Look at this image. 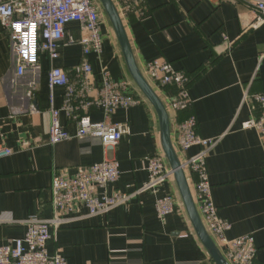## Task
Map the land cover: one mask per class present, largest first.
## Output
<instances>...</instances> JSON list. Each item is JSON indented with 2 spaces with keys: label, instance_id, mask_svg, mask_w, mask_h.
<instances>
[{
  "label": "crops",
  "instance_id": "1",
  "mask_svg": "<svg viewBox=\"0 0 264 264\" xmlns=\"http://www.w3.org/2000/svg\"><path fill=\"white\" fill-rule=\"evenodd\" d=\"M142 1L144 11L123 20L137 64L144 74L147 63L166 60L189 75L193 105L187 112L168 111L171 132L195 116L198 133L217 140L207 160L214 202L220 217L232 225L228 238L252 235L258 250L254 264H264V143L255 130L241 127L257 115L246 95L264 93V24L251 27L258 0ZM66 34L65 43L79 41V25H68ZM103 36L101 59L90 57L97 81L106 68L115 81H129L143 101L112 118L127 124L130 134L116 148H105L98 138H77V125L62 112L61 124L72 138L53 146L48 71L64 69L75 83L82 48L63 46L53 63L41 56V71L20 77L8 32L0 25V147L13 150L0 159V247L24 237L29 219L53 217L55 172L71 178L81 167L108 160L118 161L121 171L108 191L130 195V203L108 215L89 217L85 209L71 215L57 242L49 245L50 254L58 247L69 264H215L189 220L175 179L155 192H142L150 179L149 158H165L159 119L130 77L111 25L105 24ZM152 87L164 103L175 93L174 88ZM53 96L54 107L61 109L65 89L57 88ZM104 114L93 109L90 117L100 122ZM176 150L182 161L198 152ZM187 179L192 189L195 177L187 174ZM167 195L177 199L183 212L162 221L155 203Z\"/></svg>",
  "mask_w": 264,
  "mask_h": 264
},
{
  "label": "built area",
  "instance_id": "2",
  "mask_svg": "<svg viewBox=\"0 0 264 264\" xmlns=\"http://www.w3.org/2000/svg\"><path fill=\"white\" fill-rule=\"evenodd\" d=\"M113 1L123 20L129 14H141L144 11L142 0ZM254 7L257 16L251 27L257 29L264 24V0L256 1ZM105 17L98 0H0V25L8 32L20 77L27 72H40L41 56H47L53 63L59 59L63 46L79 45L82 48L81 63L73 70L75 83L64 69L52 66L48 71L52 119L49 143L53 146L72 138L61 124L60 117L64 112L77 125V138H98L105 148H116L122 138L130 134V128L127 124L114 123L113 116L120 109H130L143 102L133 94L129 81H115L106 68L100 71V81H97L90 57H102ZM73 23L80 27V40L76 42L71 38L65 43L67 26ZM144 76L151 86L175 89L173 97L165 102L169 112L177 114L191 109V79L187 73L176 69L166 60H155L145 65ZM57 88L65 89L61 109L53 105V93ZM33 90L34 87L29 93L31 98L34 97ZM246 98L257 115L241 127L243 130H255L264 143V93L249 94ZM93 109L104 110L103 121L91 120L90 112ZM172 140L179 152L198 149L196 155L181 160V163L186 175L195 177L191 190L207 232L229 264H254L258 250L253 236L229 239L227 234L232 225L220 217L213 199L207 160L217 140L205 139L198 133L195 116L178 123L172 133ZM12 154V149L0 147V159ZM147 170L150 179L142 192H155L174 179L167 160L159 155L149 158ZM120 176L118 161L108 160L81 167L78 174L71 178L55 172L51 186L53 217L49 220L29 219L24 237L0 247V264H69L58 247L50 254L49 245L57 242V233L68 217L82 209L87 210L89 217H97L128 205L132 199L130 195L108 191ZM155 210L162 221L170 215L183 212L172 195L158 198Z\"/></svg>",
  "mask_w": 264,
  "mask_h": 264
},
{
  "label": "water",
  "instance_id": "3",
  "mask_svg": "<svg viewBox=\"0 0 264 264\" xmlns=\"http://www.w3.org/2000/svg\"><path fill=\"white\" fill-rule=\"evenodd\" d=\"M98 1L104 9L115 32L130 77L132 78L139 91L152 105L158 116L161 131L162 148L165 154V158L167 159L170 168L173 171L174 179L179 189V193L181 195L189 220L199 240L211 256L214 263L229 264V262L226 260L223 253L219 249L218 245L207 232L202 222L194 201L187 175L182 168L181 159L179 158L173 144L169 112L166 108L165 103L147 81L146 77L137 64L126 27L118 11V8L113 0Z\"/></svg>",
  "mask_w": 264,
  "mask_h": 264
},
{
  "label": "rangeland",
  "instance_id": "4",
  "mask_svg": "<svg viewBox=\"0 0 264 264\" xmlns=\"http://www.w3.org/2000/svg\"><path fill=\"white\" fill-rule=\"evenodd\" d=\"M103 11H104V9H103ZM104 15L106 16L105 17V24H109V25H111V23H110V21H109V19H108V17H107V15H106V13H105V11H104ZM112 27V26H111Z\"/></svg>",
  "mask_w": 264,
  "mask_h": 264
}]
</instances>
